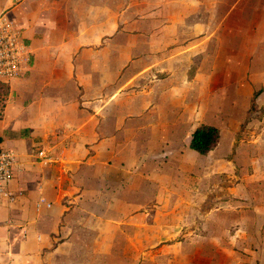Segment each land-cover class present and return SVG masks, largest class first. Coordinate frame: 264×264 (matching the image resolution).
Returning <instances> with one entry per match:
<instances>
[{"label": "crops", "instance_id": "crops-1", "mask_svg": "<svg viewBox=\"0 0 264 264\" xmlns=\"http://www.w3.org/2000/svg\"><path fill=\"white\" fill-rule=\"evenodd\" d=\"M3 12L33 54L0 105L19 163L17 200H0V264H155L179 234L170 263L235 264L243 236L247 264H264V206L237 214L248 185H220L264 88V0H0ZM255 102L263 136L264 90ZM202 124L220 130L208 155L190 148Z\"/></svg>", "mask_w": 264, "mask_h": 264}, {"label": "rangeland", "instance_id": "rangeland-1", "mask_svg": "<svg viewBox=\"0 0 264 264\" xmlns=\"http://www.w3.org/2000/svg\"><path fill=\"white\" fill-rule=\"evenodd\" d=\"M132 1L133 0H123L124 6L129 5ZM238 47L239 46H237V48ZM246 70H247V63L245 62L236 63V84H237L236 102L240 100L242 101L243 98L246 97L245 90L243 87V84L246 81L244 77ZM250 80L248 78V81ZM4 99L5 97L0 96V105L3 103ZM259 117H260L259 114L257 115L254 114L252 118H249V121L247 120L241 126V130L238 133V142L236 144L235 152L229 158V161L235 166L234 173L231 174L232 176L224 175V177L225 176L226 177H225V180L222 182H220L221 180L219 178L220 185L227 187V188L228 187L236 188V185L238 184L248 185L246 188V192H245L246 198H244L240 194L238 198L234 199L235 201H237L236 203H233L232 201L229 203V205H231L229 208L233 211H236L237 214H243L244 210H250L253 212L252 214H259L260 212L255 211V208L258 207V205L260 207L264 206V135L262 136L263 134L262 125L258 122ZM210 191H213V190L211 189ZM220 191L221 192H218V189H217L213 192V194L216 196V194L218 193L220 194L223 193L222 192L223 190H220ZM220 197L221 196H219L218 201H214V203L216 202L215 204H213L215 208H218L219 203L222 202V199ZM245 203H251V206L249 205L248 207L245 205ZM206 214L207 213H205V216ZM213 214H215L213 218L218 219L216 215L218 214V212H214ZM237 223H238V226H241L242 230L245 228L243 223H239V222ZM219 224L220 223H218V225ZM228 224H229L228 222H224L225 226H227ZM245 225H248V224H245ZM237 229L233 228L230 231L231 234H229V236L233 238V234L236 233ZM229 236H225L219 239V242H218L219 245L225 247L228 244H230L232 242V239ZM260 239L261 238H257V237H254L252 239V242H255L257 246L256 249H253V251H258V245H259ZM162 240L164 242H162L161 247L166 246L167 250L171 252L168 254L166 253L163 254V251L160 253H157L155 264H174L173 262L170 263V256L173 257V254L177 252L176 249L181 248L179 245H181V243L184 242V238L182 237L181 234H179V236L175 238L165 237ZM248 242L251 243L249 239L243 236H241V238L237 240L236 242L237 248H240V249L238 250L236 248L237 254H235L236 256L235 264H247L248 263L247 262L248 259L244 257L245 255L247 256V254H245L244 249H246L245 246H247ZM220 257H227V254H220L218 258ZM175 258L176 257H173L171 261H174L173 259Z\"/></svg>", "mask_w": 264, "mask_h": 264}, {"label": "built area", "instance_id": "built-area-1", "mask_svg": "<svg viewBox=\"0 0 264 264\" xmlns=\"http://www.w3.org/2000/svg\"><path fill=\"white\" fill-rule=\"evenodd\" d=\"M24 0H12L18 5ZM32 50L26 43L21 24L8 12L0 13V82L10 84L15 79L22 78L31 68ZM38 157L50 160L43 150ZM19 166L17 154L5 149L0 142V200L10 203L17 200V195L10 190V184L16 176ZM45 201L41 199L38 205ZM50 206V205H48Z\"/></svg>", "mask_w": 264, "mask_h": 264}, {"label": "trees", "instance_id": "trees-1", "mask_svg": "<svg viewBox=\"0 0 264 264\" xmlns=\"http://www.w3.org/2000/svg\"><path fill=\"white\" fill-rule=\"evenodd\" d=\"M264 90L261 89L254 93L251 103V109L249 110V118H252L254 114L257 113L256 108V99ZM9 92V85L6 83L0 82V96L5 97ZM257 115V114H256ZM220 140V130L208 124L200 125L192 134V140L190 143V148L194 151L198 152L201 155H208L211 151H213L217 145L219 144Z\"/></svg>", "mask_w": 264, "mask_h": 264}]
</instances>
